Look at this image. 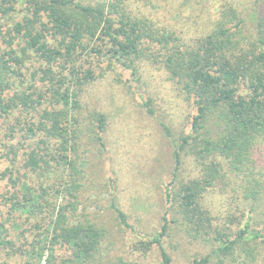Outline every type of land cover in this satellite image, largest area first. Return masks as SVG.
Wrapping results in <instances>:
<instances>
[{
	"label": "trees",
	"instance_id": "1",
	"mask_svg": "<svg viewBox=\"0 0 264 264\" xmlns=\"http://www.w3.org/2000/svg\"><path fill=\"white\" fill-rule=\"evenodd\" d=\"M134 1L0 0V128L13 155L2 173L12 185L0 191L8 206L0 207V264L24 256L27 264H59L61 248L68 250L61 264L102 261L109 229L88 210L87 168L110 121L83 95L106 74L94 62L106 60L144 90L151 71L165 74L192 107L173 140L161 231L142 237L138 249L173 264L162 240L173 223L210 246L195 263L264 258V14L225 0L205 31L189 37L145 12L152 0ZM141 102L155 114L150 94ZM25 214L36 218L30 241L14 236ZM114 216L121 229H134L117 204ZM22 236L27 243L18 244Z\"/></svg>",
	"mask_w": 264,
	"mask_h": 264
},
{
	"label": "rangeland",
	"instance_id": "2",
	"mask_svg": "<svg viewBox=\"0 0 264 264\" xmlns=\"http://www.w3.org/2000/svg\"><path fill=\"white\" fill-rule=\"evenodd\" d=\"M223 1L152 0L143 10L161 24L184 31L185 35L191 37L205 31ZM231 1L240 5L247 15L254 11L264 14V0ZM134 3L137 7L141 4L137 0ZM252 27L256 25L253 23ZM85 63L86 67L90 66L88 62ZM94 63L98 73L104 67L106 74L87 88L83 101L87 108L106 112L110 121L105 146L91 145V164L87 168V186L90 187L87 197L92 204L88 210L103 215L101 219L106 220L109 229L104 256L102 261L95 264H159L158 251L152 250L146 255L137 246L145 235L161 231L163 215L168 208L164 184L173 175V140L179 137L186 114L188 110L192 111V107L190 102L182 100L175 85L161 72L151 71L144 90L139 82L133 80L135 77L123 71L120 64L110 66L106 60L98 67ZM148 94L154 99V115H149L141 102V98H147ZM166 126L172 131V136L168 135ZM0 130V191L6 193L11 182L8 177L3 178L2 173L8 169L6 159L13 155L8 156L9 148L4 146L7 140L5 127ZM189 165L186 163L180 169L184 176L191 169ZM115 204L128 214L134 229H121L114 216ZM0 207L7 212L8 206ZM17 219L21 227L19 232H14V236L24 232L29 241L32 240L36 218H28L25 214ZM171 225L173 229L162 240L166 251L173 257V264H198L196 260L212 251L210 246L193 241L183 231L177 232L173 223ZM23 242L25 238L22 236L18 244ZM57 253L61 264L62 257L68 256V250L61 248ZM28 261L25 256L17 257L8 264H27ZM209 264H217V258L211 257ZM258 264H264V258L261 257Z\"/></svg>",
	"mask_w": 264,
	"mask_h": 264
}]
</instances>
